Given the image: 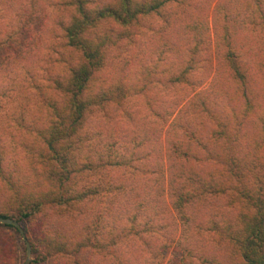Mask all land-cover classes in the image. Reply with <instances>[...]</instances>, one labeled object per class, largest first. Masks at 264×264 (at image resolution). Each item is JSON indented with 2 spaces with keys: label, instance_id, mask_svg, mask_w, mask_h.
Wrapping results in <instances>:
<instances>
[{
  "label": "trees",
  "instance_id": "1",
  "mask_svg": "<svg viewBox=\"0 0 264 264\" xmlns=\"http://www.w3.org/2000/svg\"><path fill=\"white\" fill-rule=\"evenodd\" d=\"M0 217L28 264H264V0H0Z\"/></svg>",
  "mask_w": 264,
  "mask_h": 264
},
{
  "label": "water",
  "instance_id": "2",
  "mask_svg": "<svg viewBox=\"0 0 264 264\" xmlns=\"http://www.w3.org/2000/svg\"><path fill=\"white\" fill-rule=\"evenodd\" d=\"M0 222L5 223V224H11V225H13V226H15L17 228L19 234L21 235V237L25 241L26 248H27V255H26V258H25V261L23 262V264H28L29 259L31 257V252H30V245H29V243H28V241H27V239L25 237L23 229L21 228V226L14 219H11V218H2V217H0Z\"/></svg>",
  "mask_w": 264,
  "mask_h": 264
},
{
  "label": "rangeland",
  "instance_id": "3",
  "mask_svg": "<svg viewBox=\"0 0 264 264\" xmlns=\"http://www.w3.org/2000/svg\"><path fill=\"white\" fill-rule=\"evenodd\" d=\"M212 7V6H211ZM172 253L171 251H168L166 254H165V257H164V260L161 264H171L170 260L173 258L172 257ZM31 258V257H30Z\"/></svg>",
  "mask_w": 264,
  "mask_h": 264
}]
</instances>
